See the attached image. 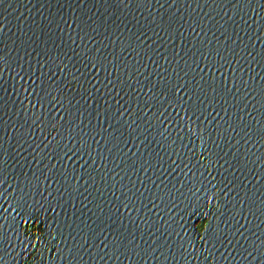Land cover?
Returning a JSON list of instances; mask_svg holds the SVG:
<instances>
[{
    "label": "water",
    "instance_id": "95a60500",
    "mask_svg": "<svg viewBox=\"0 0 264 264\" xmlns=\"http://www.w3.org/2000/svg\"><path fill=\"white\" fill-rule=\"evenodd\" d=\"M0 264H264V0L0 3Z\"/></svg>",
    "mask_w": 264,
    "mask_h": 264
},
{
    "label": "snow or ice",
    "instance_id": "6c2138e0",
    "mask_svg": "<svg viewBox=\"0 0 264 264\" xmlns=\"http://www.w3.org/2000/svg\"><path fill=\"white\" fill-rule=\"evenodd\" d=\"M4 2V0H0V3H3Z\"/></svg>",
    "mask_w": 264,
    "mask_h": 264
}]
</instances>
